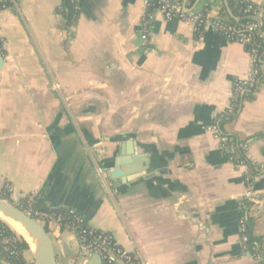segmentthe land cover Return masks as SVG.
<instances>
[{
  "label": "crops",
  "instance_id": "1",
  "mask_svg": "<svg viewBox=\"0 0 264 264\" xmlns=\"http://www.w3.org/2000/svg\"><path fill=\"white\" fill-rule=\"evenodd\" d=\"M76 1L68 24L61 0L0 11V188L77 210L142 264H256L240 247L245 167L213 137L219 128L264 164V59L263 85L225 116L251 58L212 20L239 18L226 0H183L188 18L157 9L144 36L146 0ZM204 8L196 37L191 13ZM249 195L262 202L245 215L264 253V171ZM44 226L57 264H77V237Z\"/></svg>",
  "mask_w": 264,
  "mask_h": 264
},
{
  "label": "built area",
  "instance_id": "2",
  "mask_svg": "<svg viewBox=\"0 0 264 264\" xmlns=\"http://www.w3.org/2000/svg\"><path fill=\"white\" fill-rule=\"evenodd\" d=\"M17 2L18 0H0V11L12 5L16 6ZM70 3L72 4V19L74 21L78 14L79 7L76 0H71ZM150 5H152L150 0H146L145 13L142 16L144 36L149 30L148 22L150 13L147 12V8ZM183 8L184 6L182 5V3L180 4L177 2L167 11H163L159 7L155 10H161L166 18H170L173 16H182L184 18H188L187 15H185L186 13L184 12ZM248 12H251L253 16L261 19L264 15V2L261 7L248 5L247 8L243 10V13ZM191 17L198 23H204L205 21V19H203L201 11L192 12ZM212 24L216 33L220 34L228 41L240 44L242 46H245V44L249 42L254 31V26L251 24H242L238 28H235L232 25H224L221 19L212 20ZM5 43V40L0 38V48H2ZM249 53L251 58V68L244 78H238L232 83L230 100L225 112V116L227 118L234 117L240 108L241 102L249 96L254 95L263 85L260 71L261 58L253 51ZM213 137L219 141L223 152L232 160L235 167H245V196L244 201H242L241 204L242 212L238 217V226L240 230V247L242 252L250 254L254 258L256 264H264V257L262 255L260 245L257 242H254L253 245L249 247V237L247 235V225L245 222V210L248 209L247 202L249 201L251 202V205L255 204L258 207L262 205V202L260 200L250 197L249 191L253 184L255 176L264 171V164L253 163L251 164V167L248 168V166L244 162L247 156L243 143L235 141L234 138L223 134L219 130V128L216 127L213 128ZM235 146L238 148V151L235 150ZM3 188L5 189L6 193H8V197L11 200H14L12 198L11 188L9 186H4ZM32 197L33 195H31V198ZM46 207L49 210L57 209L50 206ZM68 209L73 218V221L67 222L64 226V230L72 232L77 237V256L83 257L85 259H91L93 256L98 255L100 257L101 264H112V261L115 258H121L125 264H139L137 262V257L116 244L112 235L106 230L94 228L89 224L91 226V229L86 233L88 237L79 235L81 232L79 231L78 224L86 221V219L82 214L77 212V210L71 208ZM24 212L30 215L43 226L45 224H48L49 222H55L60 226V222L62 220V216L60 214H55L50 211L29 208L27 210H24ZM96 230H98L99 232L95 233L94 231ZM2 263L3 261L0 260V264ZM27 263L31 262L27 261Z\"/></svg>",
  "mask_w": 264,
  "mask_h": 264
},
{
  "label": "trees",
  "instance_id": "3",
  "mask_svg": "<svg viewBox=\"0 0 264 264\" xmlns=\"http://www.w3.org/2000/svg\"><path fill=\"white\" fill-rule=\"evenodd\" d=\"M71 0H61V6L55 11L56 20L58 22L63 21L68 24L73 21V11ZM183 0H150L152 5L147 8V12L151 13L155 11L156 8H161L163 11L169 10L175 3H182ZM190 4L193 3V0H189ZM227 7L231 11L234 16L239 18L238 21L234 20H221L224 25H232L235 28H238L242 24H251L254 26V31L251 39L247 44H245L244 48L248 52H255L260 58L261 61L264 59V15L262 16L260 23H256L253 19L249 18L253 16L251 12L243 13V10L247 8L248 5H253L257 7L254 3L249 0H226ZM203 19H206L207 16V8L202 9ZM187 15V14H185ZM214 20V19H213ZM203 22L195 24V34L196 37L200 36L202 33ZM235 150L238 151V148L235 146ZM245 164L248 168L251 167L250 161L246 158L244 160ZM0 198L7 200L8 202L14 204L21 210H27L29 208L50 211L55 214H60L62 216V220L60 222V228L64 229V226L67 222L73 221L71 214L69 213L68 208H57L56 210H49L44 204L42 198L38 196H26L18 201L11 200L8 197V193H6L4 188H0ZM250 205V202L247 203V206ZM247 225V235L249 237V247L253 245L254 242H257L256 239L252 236L251 232V219L246 217L245 219ZM9 224V223H8ZM4 220L0 218V260L3 261L2 264H34L27 263L25 260V252L30 250L28 243L24 240L23 237L17 235L16 231H14L12 226L10 227ZM79 231L81 232L79 235L86 237L87 231L91 229V226L87 221H83L78 224ZM45 230L48 232L47 227L44 226ZM95 233L99 232L98 230L94 231ZM88 237V236H87ZM258 243V242H257ZM264 257V253L262 252ZM137 262L142 264V262L137 258Z\"/></svg>",
  "mask_w": 264,
  "mask_h": 264
},
{
  "label": "water",
  "instance_id": "4",
  "mask_svg": "<svg viewBox=\"0 0 264 264\" xmlns=\"http://www.w3.org/2000/svg\"><path fill=\"white\" fill-rule=\"evenodd\" d=\"M0 217L2 219L4 218L15 221L22 226H27L34 232L37 244L36 252L33 253L34 264H57V256L53 240L42 224L14 204L1 198ZM91 262L93 264H101L100 257L98 255L93 256Z\"/></svg>",
  "mask_w": 264,
  "mask_h": 264
},
{
  "label": "bare ground",
  "instance_id": "5",
  "mask_svg": "<svg viewBox=\"0 0 264 264\" xmlns=\"http://www.w3.org/2000/svg\"><path fill=\"white\" fill-rule=\"evenodd\" d=\"M5 220L7 221V223H9L13 227V229L19 235H21L24 238V240L28 243L29 248L32 251V253L36 252L37 244H36L34 232L32 230H30L29 227L22 226L15 221H12L10 219H5Z\"/></svg>",
  "mask_w": 264,
  "mask_h": 264
},
{
  "label": "rangeland",
  "instance_id": "6",
  "mask_svg": "<svg viewBox=\"0 0 264 264\" xmlns=\"http://www.w3.org/2000/svg\"><path fill=\"white\" fill-rule=\"evenodd\" d=\"M1 218V217H0ZM2 219V218H1ZM2 220H4L6 223H7V221L3 218ZM8 224V223H7ZM9 225V224H8ZM10 226V225H9ZM11 227V226H10ZM13 229V228H12ZM14 230V229H13ZM15 231V230H14ZM17 235H19L18 233H16ZM19 236H21V235H19ZM22 237V236H21ZM34 253V252H33ZM33 253H32V251L31 250H29L28 252H25V257H26V259L29 261V262H31V263H33ZM82 262H83V259L80 257V258H78V260H77V264H82Z\"/></svg>",
  "mask_w": 264,
  "mask_h": 264
}]
</instances>
